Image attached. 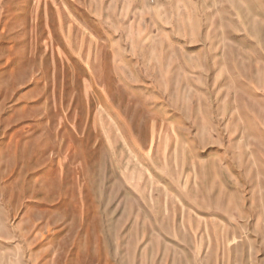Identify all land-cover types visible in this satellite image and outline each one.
<instances>
[{
    "label": "rangeland",
    "instance_id": "1",
    "mask_svg": "<svg viewBox=\"0 0 264 264\" xmlns=\"http://www.w3.org/2000/svg\"><path fill=\"white\" fill-rule=\"evenodd\" d=\"M0 264H264V0H0Z\"/></svg>",
    "mask_w": 264,
    "mask_h": 264
}]
</instances>
